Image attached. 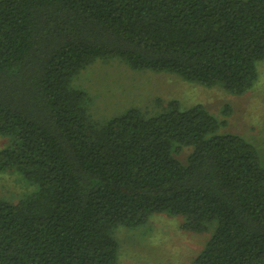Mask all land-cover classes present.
Masks as SVG:
<instances>
[{
	"label": "trees",
	"instance_id": "obj_1",
	"mask_svg": "<svg viewBox=\"0 0 264 264\" xmlns=\"http://www.w3.org/2000/svg\"><path fill=\"white\" fill-rule=\"evenodd\" d=\"M114 57L243 95L264 59V0H0V173L36 186L0 197V264H118L117 227L154 213L212 229L192 264H264L254 144L177 99L97 121L72 81Z\"/></svg>",
	"mask_w": 264,
	"mask_h": 264
},
{
	"label": "rangeland",
	"instance_id": "obj_2",
	"mask_svg": "<svg viewBox=\"0 0 264 264\" xmlns=\"http://www.w3.org/2000/svg\"><path fill=\"white\" fill-rule=\"evenodd\" d=\"M258 77L243 95H234L221 86L206 87L188 82L176 74L134 70L119 58H99L87 66L72 85L88 94V106L99 122L123 114L130 107L149 113L161 110L171 99L183 108L203 104L222 121L223 132L237 133L252 142L264 166V59L256 63ZM228 109V112L224 111ZM9 144L0 138V151ZM189 153L185 149L180 158ZM36 189L23 174L0 173V197L16 201ZM184 217L154 213L136 228L118 226L120 242L118 264H192L212 234L182 228Z\"/></svg>",
	"mask_w": 264,
	"mask_h": 264
}]
</instances>
